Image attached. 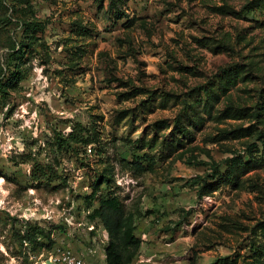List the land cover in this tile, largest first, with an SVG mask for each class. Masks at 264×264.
Here are the masks:
<instances>
[{
  "label": "rangeland",
  "instance_id": "obj_1",
  "mask_svg": "<svg viewBox=\"0 0 264 264\" xmlns=\"http://www.w3.org/2000/svg\"><path fill=\"white\" fill-rule=\"evenodd\" d=\"M0 81V264H105L108 196L128 264L263 260L264 0H0Z\"/></svg>",
  "mask_w": 264,
  "mask_h": 264
},
{
  "label": "trees",
  "instance_id": "obj_2",
  "mask_svg": "<svg viewBox=\"0 0 264 264\" xmlns=\"http://www.w3.org/2000/svg\"><path fill=\"white\" fill-rule=\"evenodd\" d=\"M93 216L99 219L108 234V243L104 248L105 264L130 263L139 247L140 240L134 234L135 226L132 217L124 215L118 197L108 196L100 200L98 207L93 211ZM25 237L31 238L29 232L26 233ZM259 264H264V258Z\"/></svg>",
  "mask_w": 264,
  "mask_h": 264
},
{
  "label": "built area",
  "instance_id": "obj_3",
  "mask_svg": "<svg viewBox=\"0 0 264 264\" xmlns=\"http://www.w3.org/2000/svg\"><path fill=\"white\" fill-rule=\"evenodd\" d=\"M60 264H87V262L79 255L64 251L60 256Z\"/></svg>",
  "mask_w": 264,
  "mask_h": 264
}]
</instances>
